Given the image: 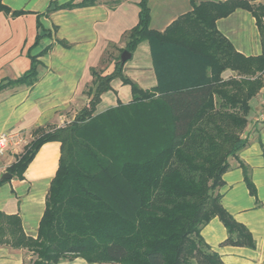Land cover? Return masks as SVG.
<instances>
[{
	"label": "trees",
	"instance_id": "trees-1",
	"mask_svg": "<svg viewBox=\"0 0 264 264\" xmlns=\"http://www.w3.org/2000/svg\"><path fill=\"white\" fill-rule=\"evenodd\" d=\"M94 2H52L42 15ZM139 8L125 50L148 42L157 85L144 90L131 83L119 60L108 75L93 71L88 105L64 127L35 129L8 168L21 178L42 144H60L36 237L24 234L19 216L0 212V245L25 250L30 264L77 257L87 264H223L200 234L215 217L227 231L223 244L255 247L247 228L222 207L218 189L228 159L247 145L241 134L249 102L264 87V7L202 1L163 32L149 29L147 0ZM236 9L256 19L258 57L240 55L216 29L215 21ZM0 12H11L3 0ZM30 60L18 79L0 82V91L37 81L39 63ZM226 70L239 78L224 79ZM113 78L130 84L132 101L95 114ZM244 179L255 194L245 168Z\"/></svg>",
	"mask_w": 264,
	"mask_h": 264
},
{
	"label": "crops",
	"instance_id": "crops-1",
	"mask_svg": "<svg viewBox=\"0 0 264 264\" xmlns=\"http://www.w3.org/2000/svg\"><path fill=\"white\" fill-rule=\"evenodd\" d=\"M70 1L3 0L11 12L23 13L12 16L11 12H0V82L18 79L28 71L31 57L39 63L37 81L32 86L18 84L0 91V134L18 133L24 138L22 145L7 149L0 159V212L19 216L24 234L32 238L37 235L46 194L58 168L60 144L55 141L42 144L21 178L9 173L8 168L32 141L35 129L64 127L87 105L88 99L84 102L82 97L84 90L93 85L92 72L108 75L114 71L126 51L128 34L139 20L141 0H95L89 6L42 15L52 2L60 5ZM202 1L228 0H147L149 29L163 32ZM241 1L264 7V0ZM80 2L74 0L76 4ZM215 26L240 55L262 54L260 31L251 12L236 9L218 18ZM37 36L41 38L36 40ZM130 54V59L121 64L123 76L141 89L155 87L157 79L148 42H140ZM233 74L226 70L222 77L226 79ZM109 87L100 96L95 114L132 101L130 84L121 78H113ZM263 96L264 88L249 102L250 112L242 134L247 145L228 159L229 167L218 189L222 207L247 228L255 247L223 244L227 231L216 217L200 232L223 264H264V124L255 122L262 110ZM5 162L9 163L6 167ZM244 168L255 194L246 185ZM6 173L11 175L10 179L2 180ZM26 258L25 250L0 245V264H26ZM58 264L87 263L77 257L62 259Z\"/></svg>",
	"mask_w": 264,
	"mask_h": 264
},
{
	"label": "built area",
	"instance_id": "built-area-1",
	"mask_svg": "<svg viewBox=\"0 0 264 264\" xmlns=\"http://www.w3.org/2000/svg\"><path fill=\"white\" fill-rule=\"evenodd\" d=\"M255 122L264 124V96L262 110L257 115ZM24 138L18 133H3L0 134V159L4 156L7 149L22 145Z\"/></svg>",
	"mask_w": 264,
	"mask_h": 264
},
{
	"label": "rangeland",
	"instance_id": "rangeland-1",
	"mask_svg": "<svg viewBox=\"0 0 264 264\" xmlns=\"http://www.w3.org/2000/svg\"><path fill=\"white\" fill-rule=\"evenodd\" d=\"M233 72V71H232ZM234 74L232 75V76H230V77H228V78H235V79H238L239 78V76L237 75V73L236 72H233ZM228 78H226V79H228ZM93 87V86H92ZM92 87H88V88H86L85 90H84V93H83V97H82V99H83V101L85 102L87 99H88V103H89V100H90V98H89V94H88V91L92 88ZM264 87H262L260 90H262ZM259 90V91H260ZM88 103L87 102H85V105L87 104L88 105ZM86 105V106H87ZM75 117V116H74ZM69 124V123H68ZM244 130H245V128H244ZM244 130H243V132H244ZM243 132H242V134H243ZM242 134H241V137H242ZM243 138V137H242ZM244 139V138H243ZM30 140V139H29ZM18 153H20V149H19V152ZM16 156V155H15ZM9 165V163H7V162H5L4 163V166L6 167V166H8ZM33 259V257L31 256V254H28L27 255V258H26V264H30V261Z\"/></svg>",
	"mask_w": 264,
	"mask_h": 264
},
{
	"label": "water",
	"instance_id": "water-1",
	"mask_svg": "<svg viewBox=\"0 0 264 264\" xmlns=\"http://www.w3.org/2000/svg\"><path fill=\"white\" fill-rule=\"evenodd\" d=\"M131 54L128 51H123L120 56L121 64H124L128 59H130ZM11 175L9 173L4 174L1 179H10Z\"/></svg>",
	"mask_w": 264,
	"mask_h": 264
}]
</instances>
